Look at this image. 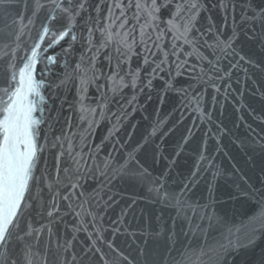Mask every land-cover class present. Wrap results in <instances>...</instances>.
Segmentation results:
<instances>
[{
    "label": "water",
    "instance_id": "95a60500",
    "mask_svg": "<svg viewBox=\"0 0 264 264\" xmlns=\"http://www.w3.org/2000/svg\"><path fill=\"white\" fill-rule=\"evenodd\" d=\"M224 3L227 9L219 7L220 0H202L204 7L197 21L200 31L195 35L199 37L205 33L209 40L218 37L225 42L235 36L234 50L246 61H240L239 68H232L230 65L233 60H239L238 55L222 59L221 64L229 77L217 80L216 87L196 78L201 64L206 70L208 67L207 61L198 59L197 53L214 59L212 51L203 46L202 39L195 51L182 45L192 52L184 58L197 65L195 72L187 68L177 76L173 67L176 57L169 56L171 64H165L164 71L153 75V65L143 63L144 52L138 46L140 32L137 29L135 40L128 41L133 51L128 63L122 65L123 84L120 76L104 78L116 70L115 60L109 66L105 57L109 49L105 48L96 62L102 73L97 83L103 87L99 92L94 84L88 87L87 95L93 99L74 103L78 100L74 83L62 93L67 100L61 115L71 117L73 124L71 128L64 125L63 130L73 153L81 148L88 153L99 146L100 159H108L105 154H111L115 167H119L129 154L133 156L124 172L117 174L107 187L111 201L101 213L107 229L104 235L119 253L117 264L120 256L127 258L125 264H264V216L261 215L264 211V18L261 17L264 0H224ZM170 11L163 13L165 19L169 18ZM250 13L256 14L255 22ZM87 15L84 13L83 17ZM91 15L96 13L91 11ZM21 23L26 24L27 19L17 21L18 26ZM69 23L72 25L69 35L46 52H55L63 58V49L71 44L72 54L67 60L74 65L83 51L81 38L87 33L82 16H76ZM39 28L37 22L34 29L26 31L35 37ZM73 32L76 41L71 40ZM99 39L97 31L93 42ZM171 40L169 33L164 41L166 51H170L167 44ZM23 41L29 46L32 43L29 35H25ZM121 47L127 51L124 45ZM111 51L115 54V48ZM23 55L21 52L18 63ZM156 58L164 57L157 53ZM54 67L57 73L64 72L63 67ZM137 67L140 74L133 87L131 74L124 73ZM42 68L43 64L37 61L34 72L37 81ZM50 78L45 74V81ZM149 79L151 87L147 86ZM168 81L173 85L172 90L167 87ZM183 91H187L188 96H184ZM50 92L46 86L41 89L45 105L51 102ZM100 93L110 98L104 105L103 117L99 115L100 108H96L95 114L90 113ZM199 96H202L199 107L204 112L203 117L190 99ZM59 103L58 97L54 106L58 107ZM69 104L73 106L69 108ZM121 108L127 112L126 116L120 112ZM34 115L39 118L40 112ZM118 122V129L114 130ZM61 124L63 121L48 132V142L45 141L47 123L39 126L40 135L36 140L39 160L33 176L41 180L39 184L34 179L29 180L21 205L24 217L34 228L46 226L39 233L44 242L49 240L48 228L63 237L66 231L70 235L78 224V218L67 208L69 202L63 198L73 189L56 183L61 180L66 184L62 169L69 165L74 167L66 156H61V171H57L59 148H52L51 141L61 135ZM69 140L63 142L65 150L69 148ZM82 183L88 192L99 187L91 179ZM76 199L73 196V200ZM190 208L214 214L212 225L209 227L206 221L196 217V223H203L204 228L199 232L190 231L193 221ZM48 211L53 212L55 223H51L53 218L47 216ZM4 215L0 185V223ZM113 228L119 231L114 232ZM76 235L74 244L83 246L86 233L81 231ZM56 245L57 237L53 235L51 248L55 249ZM31 251L34 252L33 264H51V256L44 246L39 245Z\"/></svg>",
    "mask_w": 264,
    "mask_h": 264
},
{
    "label": "snow or ice",
    "instance_id": "6c2138e0",
    "mask_svg": "<svg viewBox=\"0 0 264 264\" xmlns=\"http://www.w3.org/2000/svg\"><path fill=\"white\" fill-rule=\"evenodd\" d=\"M203 7L202 0H111L110 3L107 0H98V2L96 0H0V185L3 188L5 210L3 222L0 223V264H33L34 252L31 249L39 245L44 246L51 256V264H69V260L71 264H117L116 257L119 253L114 243L104 235L107 229L103 226L104 217L101 213L109 207L111 201V196L106 193L107 187L117 174L124 172L133 160V156L129 154L119 167H115L111 154H105L108 159H100L99 146L88 153H84L83 148L73 153L71 142L63 130L64 125L71 128L73 124L71 117L61 115L64 101L67 100V96L62 93L68 91L69 85L74 83L78 97L74 103L82 104L85 99H93L87 95L88 87L94 84L98 92L103 87L97 83L102 73L96 67V62L101 50L105 48L109 49L105 52L109 66L115 60L116 70L104 78L107 80L120 76L123 84L124 77L120 75L124 71L122 65L128 63V57L133 51L132 44L128 41L135 40L137 29L140 32L138 46H141L144 52L143 63L153 65L151 67L153 75L164 71L165 64H171L169 56L176 57L173 67L177 76L187 68L195 72L197 65L190 64L189 60L184 58L191 56L192 52L186 51L182 45L191 47L195 51L202 39L203 46L212 51L214 59L197 53L198 59L207 61L208 67L206 70L201 64L196 78L216 87L217 80L229 77L221 60L238 54L233 47L235 36L225 42L218 37L209 40L205 33L199 37L195 35L200 31L197 21ZM219 7L227 9L224 0H220ZM169 9L171 10L168 14L169 18L165 19L163 13ZM90 10L96 15L92 16ZM84 13L88 15L83 17ZM250 15L255 22L256 14L250 13ZM76 16L85 19L84 30L87 35L81 38L83 51L79 60L74 65H70L67 57L72 54L71 44L67 49L61 46L63 58L55 52L48 54L46 49H54L59 41L69 35L72 31L69 21ZM261 17L264 18V11L261 12ZM25 19H27L26 24L17 25L18 20L23 22ZM105 20L107 23L104 22ZM37 22L40 28L36 30L35 37H32L26 29H34ZM177 25L180 27L177 28ZM97 31L100 32V39L94 43L93 35ZM169 33L172 34V40L167 44L170 51H166L164 41ZM207 33L210 34L211 31ZM25 35H29L32 40L30 46L24 44ZM113 36L116 38L113 39ZM71 40H77L74 32ZM22 44L24 47H21ZM121 45H124L127 51ZM112 48H115V54H112ZM21 52L24 53L23 60L18 63ZM157 53L164 58L157 59ZM150 55L153 56L152 60L149 59ZM238 57L239 60H233L230 67L239 68V62L246 61L245 57L239 55ZM37 61L43 64L39 81L34 78ZM54 66L63 67L64 72L57 73ZM45 74L51 77L47 81L44 79ZM124 74H131V83L135 87L140 68L129 69ZM151 84L152 80L149 79L147 86L151 87ZM45 86L51 90V102L47 105L44 104V97L41 96V89ZM167 87L172 90L171 81L167 82ZM216 90L219 91L218 88ZM183 95L188 96V92L183 91ZM58 97L60 103L57 107L54 105ZM190 99L194 100L197 105L195 110L203 117L204 112L199 107L202 96L190 97ZM108 102L110 98L105 93H100L90 113L95 114L96 108H100L99 115L103 117L105 115L103 108ZM72 106L69 104V108ZM37 111L40 112L39 118L34 115ZM120 112L127 115L123 108ZM114 115L119 116L120 113ZM61 121H63L61 135L55 136L51 141L52 148H59L57 171H61V156H66L67 161H71L74 167L69 165L62 169L66 184L61 180H57L56 183L73 189L63 198L69 202L67 208L78 218V224L72 228L70 235L66 231L63 237L59 232L48 228L49 240L44 242L40 239L39 233L46 226L34 228L33 224L24 217L21 205L25 199L29 180L34 179L37 184L41 180V177L33 176L39 160L36 144L40 135L39 126L47 123L45 141L48 142V132L55 129ZM118 125L119 122L114 125V130L118 129ZM64 140H69L67 150L64 148ZM117 143L123 144V141ZM201 160H204V157H201ZM89 179L99 185L92 192H88L82 183ZM77 188L80 189L79 192L75 191ZM73 196L77 199L73 200ZM177 202H180L179 199ZM52 207L56 208V205L52 204ZM189 214L193 216L190 231L199 232L204 228L203 223H196V217L206 221L209 227L215 220L214 214L203 209L190 208ZM261 215L264 216V211ZM47 216L53 218L51 223H55L52 211H48ZM65 229L67 230V225ZM81 231L86 233L87 240L83 246L77 247L74 241L77 240L76 234ZM113 231L118 232L119 229L113 228ZM53 235L57 237L55 249L51 248ZM125 261H127L126 257H119V264H125Z\"/></svg>",
    "mask_w": 264,
    "mask_h": 264
}]
</instances>
